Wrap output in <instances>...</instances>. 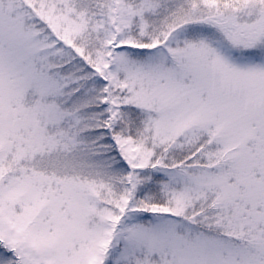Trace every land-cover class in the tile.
Masks as SVG:
<instances>
[{
	"label": "snow or ice",
	"instance_id": "6c2138e0",
	"mask_svg": "<svg viewBox=\"0 0 264 264\" xmlns=\"http://www.w3.org/2000/svg\"><path fill=\"white\" fill-rule=\"evenodd\" d=\"M0 264H264V0H0Z\"/></svg>",
	"mask_w": 264,
	"mask_h": 264
}]
</instances>
